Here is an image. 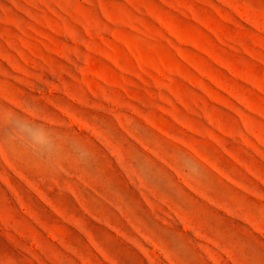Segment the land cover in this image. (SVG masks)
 <instances>
[{"label": "rangeland", "instance_id": "1", "mask_svg": "<svg viewBox=\"0 0 264 264\" xmlns=\"http://www.w3.org/2000/svg\"><path fill=\"white\" fill-rule=\"evenodd\" d=\"M0 264H264V0H0Z\"/></svg>", "mask_w": 264, "mask_h": 264}]
</instances>
